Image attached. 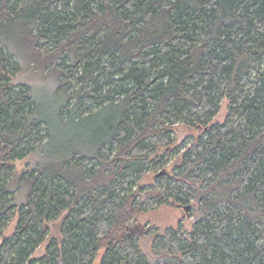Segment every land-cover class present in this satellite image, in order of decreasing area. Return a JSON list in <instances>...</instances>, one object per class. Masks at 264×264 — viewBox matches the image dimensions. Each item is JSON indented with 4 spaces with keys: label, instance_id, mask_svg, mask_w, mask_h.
I'll list each match as a JSON object with an SVG mask.
<instances>
[{
    "label": "trees",
    "instance_id": "16d2710c",
    "mask_svg": "<svg viewBox=\"0 0 264 264\" xmlns=\"http://www.w3.org/2000/svg\"><path fill=\"white\" fill-rule=\"evenodd\" d=\"M163 204L197 219L150 259L133 223ZM0 239V264H264V0H0Z\"/></svg>",
    "mask_w": 264,
    "mask_h": 264
},
{
    "label": "rangeland",
    "instance_id": "374dc122",
    "mask_svg": "<svg viewBox=\"0 0 264 264\" xmlns=\"http://www.w3.org/2000/svg\"><path fill=\"white\" fill-rule=\"evenodd\" d=\"M21 72L15 76L12 80L14 83H28L33 92L34 98L37 100L38 104L41 105L43 112L46 115H49L48 112H51L55 107V103L57 102L56 96V80L51 74L47 71L41 70L36 67H31L25 60L20 62ZM30 66V67H29ZM227 106L228 102L224 100L222 102V106L220 107V112L215 118V122H223L227 115ZM53 139L49 140L46 147L48 150L41 149L35 151V153H31V155L25 157L23 160L17 161V173H22L26 170H29L35 167L38 162H42L47 155L50 157L53 155V149L62 143V138L60 137L61 129L57 126L53 127ZM62 135V134H61ZM25 198V195L18 194L17 202L22 203ZM195 206L186 212L182 206H172L170 204H163L157 207L154 210H149V212L142 214L137 222L133 223L137 228L140 237V245L143 251L150 257V259L154 258V255L151 251V236H149L148 231L150 228L155 227L159 231H163L166 227H178L179 225L183 226V231H190L193 224L197 219V214L195 212ZM18 216L14 215L12 220L8 223L7 227L4 230V234L7 236H11L17 227ZM60 222L61 220L54 221L50 223L51 230L46 239V242L41 245L35 253L32 255L33 258H37L42 256L45 253V249L47 245L50 243L51 239L60 238ZM2 239H0V242ZM98 257V260L99 261Z\"/></svg>",
    "mask_w": 264,
    "mask_h": 264
},
{
    "label": "water",
    "instance_id": "95a60500",
    "mask_svg": "<svg viewBox=\"0 0 264 264\" xmlns=\"http://www.w3.org/2000/svg\"><path fill=\"white\" fill-rule=\"evenodd\" d=\"M183 207V209L186 211V212H189L190 208H191V205H181Z\"/></svg>",
    "mask_w": 264,
    "mask_h": 264
}]
</instances>
